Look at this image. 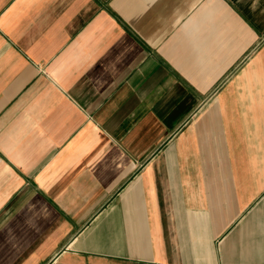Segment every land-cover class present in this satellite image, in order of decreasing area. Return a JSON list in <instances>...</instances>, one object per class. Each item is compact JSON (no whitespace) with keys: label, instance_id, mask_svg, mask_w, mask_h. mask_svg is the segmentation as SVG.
I'll return each mask as SVG.
<instances>
[{"label":"crops","instance_id":"0c3cea01","mask_svg":"<svg viewBox=\"0 0 264 264\" xmlns=\"http://www.w3.org/2000/svg\"><path fill=\"white\" fill-rule=\"evenodd\" d=\"M0 264H264V0H0Z\"/></svg>","mask_w":264,"mask_h":264}]
</instances>
